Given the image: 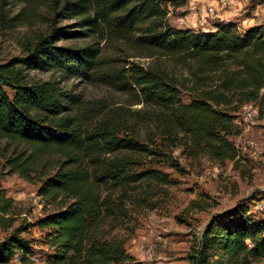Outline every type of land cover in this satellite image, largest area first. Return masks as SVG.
<instances>
[{
    "label": "trees",
    "instance_id": "obj_1",
    "mask_svg": "<svg viewBox=\"0 0 264 264\" xmlns=\"http://www.w3.org/2000/svg\"><path fill=\"white\" fill-rule=\"evenodd\" d=\"M49 4L60 21L75 22L74 30L54 27L28 47L26 57L0 64V142L33 148L30 154L19 151L11 157L0 146V161L27 181L43 173L40 194L58 204L38 223L42 241L52 250L48 264H142L127 251L126 240L113 235L127 216L131 192L171 184L154 163L175 148L193 161H239V149L230 140L241 134L236 114L244 104L264 97V25L242 30L237 22H218L209 32L174 27L172 10L186 7L188 0ZM4 17L0 13V21ZM63 39L90 43L59 46ZM102 42L192 61L197 73L189 81L167 69L135 63L119 67L120 60L102 57ZM27 69L106 84L142 109L128 116L110 106L85 110L80 97L56 83H30ZM46 155H59L62 162L49 169L40 161ZM12 206L13 200L1 193L3 231L13 229ZM30 227L20 225L0 242V264L15 256L29 262L34 242L23 234ZM263 259L264 220L251 216L243 204L214 216L190 257L191 264H255Z\"/></svg>",
    "mask_w": 264,
    "mask_h": 264
},
{
    "label": "rangeland",
    "instance_id": "obj_2",
    "mask_svg": "<svg viewBox=\"0 0 264 264\" xmlns=\"http://www.w3.org/2000/svg\"><path fill=\"white\" fill-rule=\"evenodd\" d=\"M0 0V13L5 15L0 21V64L14 59L26 57L28 47L35 44L40 36L49 35L54 27L73 31L74 21H60L53 12L49 0ZM246 14L253 16V11L260 10L254 17L257 22L242 24V30L251 25L264 23V0H250L246 3ZM257 6H261L258 9ZM188 12L176 10L170 16L174 27L188 29ZM179 18H184L179 22ZM214 20L212 24L218 23ZM220 22V21H219ZM225 23V22H223ZM207 28H211L208 25ZM90 40L73 41L63 39L59 46H86ZM103 58L120 60L119 67L127 63H135L144 67L152 66L167 69L179 79L193 81L197 73L195 62H181L176 58L162 55H146L138 50L122 44L102 42ZM233 68V66H231ZM27 80L34 83L53 82L64 90L70 91L82 99L85 110L96 112L103 106L119 110L127 116L142 109L141 105H132L131 98L99 82H86L82 79L63 78L54 72L43 73L27 69ZM263 93V91H262ZM185 100H188L186 96ZM235 104H238L236 100ZM253 104L258 115L253 120L244 113L246 105ZM236 123L241 134L230 140L239 149L240 159L237 162L227 161L218 164L207 158L199 160L187 159L180 148L173 149L154 163L167 173L171 184L139 186L131 192L127 203V216L113 232V235L126 240V249L142 264H191L190 257L198 249L202 234L210 220L219 214L243 204L249 207V213L257 220H264L256 205L264 201V153L259 154L256 147L264 150V97L257 102L241 106L236 114ZM0 146L13 156L16 152L25 151L30 154L33 148L11 141H1ZM51 159V163L47 159ZM41 165L46 163L51 169L62 162L59 155L40 157ZM42 166L39 170L44 172ZM56 171V170H55ZM37 173V172H36ZM45 173V172H44ZM53 173V172H52ZM27 181L14 173L5 163L0 161V194L13 200L10 217L13 229L20 225H31L24 238L34 242L33 254L25 263L15 256L7 264H48L52 250L43 241V234L38 223L58 209L57 203L40 194L45 178L43 173L32 176ZM120 195L117 193L116 196ZM13 229H0V242L12 233ZM256 264V263H255ZM264 264V259L259 263Z\"/></svg>",
    "mask_w": 264,
    "mask_h": 264
},
{
    "label": "crops",
    "instance_id": "obj_3",
    "mask_svg": "<svg viewBox=\"0 0 264 264\" xmlns=\"http://www.w3.org/2000/svg\"><path fill=\"white\" fill-rule=\"evenodd\" d=\"M250 0H227L225 3H218L215 0H188V5L184 8H180L178 10L184 12H188L185 16L189 19L188 29H194L196 31H215V24H212L214 20H218L215 22H240L242 24H247V22H257L262 19L255 20V16L260 10L253 11V16L245 15V9L249 6L248 3ZM213 7L215 10V15L209 18L207 14V8ZM260 9L261 6H257ZM264 20V19H263ZM208 25H211V28H207ZM256 25H264V23L253 24ZM182 28V27H179Z\"/></svg>",
    "mask_w": 264,
    "mask_h": 264
},
{
    "label": "built area",
    "instance_id": "obj_4",
    "mask_svg": "<svg viewBox=\"0 0 264 264\" xmlns=\"http://www.w3.org/2000/svg\"><path fill=\"white\" fill-rule=\"evenodd\" d=\"M215 1L218 2V3H225L227 0H215ZM207 14H208V16L206 18L214 16L215 15L214 8L213 7H208L207 8ZM183 20H184V18H179L178 19L179 22H183ZM244 113H247V118L249 117V119L253 120L258 115V109L253 104H249V105H246V107L244 108ZM256 151L259 154H263L264 153L263 148L258 147V146L256 147ZM256 208H257L259 213L264 215V201L258 203L256 205ZM256 264H259V263H256Z\"/></svg>",
    "mask_w": 264,
    "mask_h": 264
}]
</instances>
